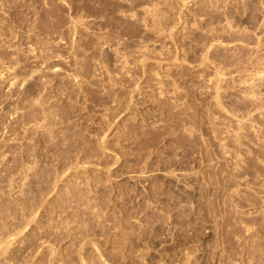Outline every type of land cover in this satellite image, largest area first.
<instances>
[{"label":"rangeland","instance_id":"1","mask_svg":"<svg viewBox=\"0 0 264 264\" xmlns=\"http://www.w3.org/2000/svg\"><path fill=\"white\" fill-rule=\"evenodd\" d=\"M84 262L264 264V0H0V264Z\"/></svg>","mask_w":264,"mask_h":264},{"label":"bare ground","instance_id":"2","mask_svg":"<svg viewBox=\"0 0 264 264\" xmlns=\"http://www.w3.org/2000/svg\"><path fill=\"white\" fill-rule=\"evenodd\" d=\"M61 1V0H60ZM186 1V0H185ZM195 1V0H194ZM209 1H211V0H209ZM24 3V2H23ZM182 3V2H181ZM181 3H179V4H181ZM205 3V2H204ZM212 4V3H211ZM217 4V3H216ZM184 5V4H183ZM210 5V4H209ZM218 6V5H217ZM163 7V6H162ZM207 7H209V6H207ZM149 8V7H148ZM180 8H182V7H180ZM140 9V8H139ZM160 9V8H159ZM181 10V9H180ZM206 11H207V9H205ZM217 10V9H216ZM209 12V11H208ZM149 13V12H148ZM214 13V12H213ZM166 14V13H165ZM180 15V14H179ZM125 17V16H124ZM69 18V17H68ZM101 19V18H100ZM162 20V19H161ZM75 21V20H74ZM83 24V23H82ZM142 24H145V23H142ZM98 26V25H97ZM156 26H158V25H156ZM173 26V25H172ZM165 29V28H164ZM225 29H227V28H225ZM156 30V29H155ZM85 31H86V29H85ZM75 33V32H74ZM187 34V33H186ZM218 35V34H217ZM193 36V35H192ZM219 36H221V35H219ZM176 37V36H175ZM182 40V39H181ZM79 41V40H78ZM167 41V40H166ZM117 44V43H116ZM139 44H142V42L141 43H139ZM80 46V45H79ZM144 46H146V45H144ZM122 48V47H121ZM110 49H112V48H110ZM130 50V49H129ZM149 52V51H148ZM144 53V52H143ZM170 56V55H169ZM116 57V56H115ZM39 58V57H38ZM133 59V58H132ZM143 59V58H142ZM162 59V58H161ZM124 60V59H123ZM103 61V60H102ZM140 61V60H139ZM146 61V60H145ZM127 63V62H126ZM123 64V63H122ZM136 64H138V63H136ZM147 64V63H146ZM102 65V64H101ZM126 66V65H125ZM159 70V69H158ZM160 70H161V68H160ZM106 71V70H105ZM38 73V72H37ZM70 74V73H69ZM34 75V74H33ZM130 75V74H129ZM44 77V76H43ZM67 77V76H66ZM151 77V76H150ZM60 78V77H59ZM160 79V78H159ZM61 80V79H60ZM131 80V79H130ZM51 81H52V79H51ZM25 82V81H24ZM112 85V84H111ZM153 85V84H152ZM161 85V84H160ZM127 87V86H126ZM161 87V86H160ZM153 89V88H152ZM49 90V89H48ZM129 92V91H128ZM134 92V91H133ZM78 93V92H77ZM131 94H133V93H131ZM41 95V94H40ZM113 96V95H112ZM59 97V96H58ZM124 98V97H123ZM40 100V99H39ZM52 100V99H51ZM158 100V99H157ZM36 102V101H35ZM38 103V105H39V103L40 102H37ZM36 104V103H35ZM34 104V105H35ZM45 104V103H44ZM114 105V104H113ZM31 106V105H30ZM34 107V106H33ZM38 107V106H37ZM42 106H40L39 105V108H41ZM18 110V109H17ZM34 110H35V107H34ZM37 110V109H36ZM107 110V109H106ZM133 110V109H132ZM21 113V112H20ZM119 114V113H118ZM196 114V113H195ZM47 117V116H46ZM195 118V117H194ZM24 120V119H23ZM95 120V119H94ZM197 121V120H196ZM129 122V121H128ZM113 123V122H112ZM38 129H39V127H37ZM36 129V128H35ZM37 129V130H38ZM37 130H35V131H37ZM43 130V129H42ZM41 130V131H42ZM55 130V129H54ZM145 130V129H144ZM186 130H187V128H186ZM28 131V130H27ZM45 131H47V130H45ZM45 131H42V134H43V132L45 133ZM49 131V130H48ZM48 133V132H47ZM50 133V132H49ZM190 133V132H189ZM44 135V134H43ZM47 134H45L44 136H46ZM188 135V134H187ZM50 136H51V134H50ZM50 136H48V137H50ZM47 138V137H46ZM62 138V137H61ZM48 139H50V138H48ZM85 140V139H84ZM101 140V139H100ZM26 143V142H25ZM30 143V142H29ZM100 144V143H99ZM98 145V144H97ZM23 155V154H22ZM86 160H88V159H86ZM60 161V160H59ZM87 162V161H86ZM77 165V164H76ZM81 165H83V164H81ZM85 165V164H84ZM73 166V165H72ZM86 168V167H85ZM24 169V168H23ZM76 169V168H75ZM90 169V168H89ZM25 170V169H24ZM30 170V169H29ZM105 170V169H104ZM58 171V170H57ZM71 171V170H70ZM33 172V171H32ZM67 173V172H66ZM30 174H32V173H30ZM38 174V173H37ZM48 174V173H47ZM51 174V173H50ZM60 175V174H59ZM110 177V176H109ZM37 178V177H36ZM49 178V177H48ZM58 181V180H57ZM46 183V182H45ZM55 183H56V181H55ZM116 211V210H115ZM2 212V211H1ZM3 214V213H2ZM122 226V225H121ZM122 234V233H121ZM117 245H119V244H117ZM128 246V245H127ZM125 248V247H124ZM114 250V249H113ZM125 250V249H124ZM83 253V252H82ZM81 257V256H80ZM84 263H86V262H84ZM87 264V263H86Z\"/></svg>","mask_w":264,"mask_h":264}]
</instances>
